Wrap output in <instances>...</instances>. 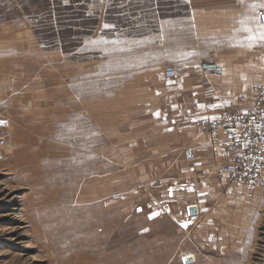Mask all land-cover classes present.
<instances>
[{
    "label": "rangeland",
    "instance_id": "1",
    "mask_svg": "<svg viewBox=\"0 0 264 264\" xmlns=\"http://www.w3.org/2000/svg\"><path fill=\"white\" fill-rule=\"evenodd\" d=\"M186 13V0H0V264H264V189L253 192L259 193L244 248L210 258L197 252L191 232L186 238L167 222L172 234L138 235L143 216L127 208L131 177L121 186L123 200L115 187L105 188L108 155L120 157L124 175L133 166L122 159L130 157L131 145L109 131L118 125L128 130L133 120L142 132L151 124L201 118L192 112L201 103L195 97L172 96L186 88L182 68L164 67L181 69L179 78L166 81L144 82L140 74L139 99L124 81L119 89L127 103L112 98L91 104L93 112L81 106V113L70 107L71 81L61 61L90 63L94 72L82 93L103 98L118 76H127L131 43L147 51L144 43L162 20ZM143 53L140 63L148 59ZM105 81L107 91L101 89ZM138 100L139 113L114 108L125 110ZM205 116L201 121H214V115ZM140 146L141 157L152 153ZM184 251L194 254L187 256L191 263L183 261Z\"/></svg>",
    "mask_w": 264,
    "mask_h": 264
},
{
    "label": "crops",
    "instance_id": "2",
    "mask_svg": "<svg viewBox=\"0 0 264 264\" xmlns=\"http://www.w3.org/2000/svg\"><path fill=\"white\" fill-rule=\"evenodd\" d=\"M186 7L185 16L161 21L157 34L148 36L144 43L147 51L141 49L140 43H131V54L125 52L131 56L127 76L125 79L122 75L118 76L116 80L119 82L116 81L111 94L106 93L103 98L96 99L83 95L82 87L85 89L88 86L86 82L90 81L89 75L94 72L88 62L68 61L63 64L64 61H61V70H67L71 81L70 107H75L73 113H81V106H89L90 112H93L91 104L112 98L122 97L127 103L124 91L119 89L124 81H128L133 90L131 97L139 99L142 78L144 82L150 79L158 81L159 78L166 81L162 74L164 67L182 68L180 81L186 88L172 96L181 100L195 97L201 103L192 112L201 115V118L191 122L180 121L176 125L171 122L158 127L151 124L142 132L138 120H133L128 130L118 125L114 133L109 131L107 134L122 138L131 145V153H127L130 157L122 159L133 162L132 171L124 175L125 171L118 164L120 157L116 155L114 160L112 155H108L102 178L107 191L115 187L119 200H123L120 195H123L124 187L121 186L125 177H131L132 182L128 186L131 202L127 208L133 214L143 216L138 235L150 236L153 231L157 235L172 234V228H165L167 222L169 227L175 225L176 232L185 234L186 238L191 232L200 248L197 252L214 258L218 254L229 255L244 248L248 217L259 192L250 193L240 185L215 176L220 159L211 147L209 132L203 130L198 122L209 118L204 115H214L211 119L216 120L222 112L249 110L252 107V88L264 86V39L260 38L264 35V23L259 19L260 13L264 16V0H186ZM142 53L148 59L140 63L138 57ZM205 61L218 64L223 69V75L204 77L199 64ZM140 74H143L142 78ZM105 86L107 81L101 86L107 91ZM193 88H197L196 91ZM190 91L194 93L188 94ZM209 94L212 95L209 102L200 99V96ZM163 96L172 97L166 92ZM138 104L139 100L135 106L127 105L125 110L119 105L114 108L122 109L123 114H134L139 113ZM183 107L180 114L187 112L188 106ZM140 145H146L149 147L147 151L152 153L141 157ZM173 147H178L175 148L178 150L175 157L172 155ZM184 148L193 150L195 160H184ZM112 161H117L116 167ZM191 206L196 207L195 217H188L187 209ZM188 255L194 257L189 251H184L181 256Z\"/></svg>",
    "mask_w": 264,
    "mask_h": 264
},
{
    "label": "built area",
    "instance_id": "3",
    "mask_svg": "<svg viewBox=\"0 0 264 264\" xmlns=\"http://www.w3.org/2000/svg\"><path fill=\"white\" fill-rule=\"evenodd\" d=\"M259 17L264 23V16ZM199 70L204 76L223 75V69L212 62H201ZM163 75L166 79L179 78L181 69L168 67ZM199 126L209 132L211 147L220 159L215 169L217 178L240 185L250 193L264 189V86L252 88L249 110L226 111L213 122L201 121ZM183 157L191 162L196 156L191 148H185Z\"/></svg>",
    "mask_w": 264,
    "mask_h": 264
},
{
    "label": "water",
    "instance_id": "4",
    "mask_svg": "<svg viewBox=\"0 0 264 264\" xmlns=\"http://www.w3.org/2000/svg\"><path fill=\"white\" fill-rule=\"evenodd\" d=\"M196 212V208L194 207V206H191V207H189V213L190 214H194ZM192 259H191V257H185L184 258V262L185 263H188V262H190Z\"/></svg>",
    "mask_w": 264,
    "mask_h": 264
},
{
    "label": "snow or ice",
    "instance_id": "5",
    "mask_svg": "<svg viewBox=\"0 0 264 264\" xmlns=\"http://www.w3.org/2000/svg\"><path fill=\"white\" fill-rule=\"evenodd\" d=\"M252 39H255V37H251ZM261 39H264V35H262L261 37H260Z\"/></svg>",
    "mask_w": 264,
    "mask_h": 264
},
{
    "label": "bare ground",
    "instance_id": "6",
    "mask_svg": "<svg viewBox=\"0 0 264 264\" xmlns=\"http://www.w3.org/2000/svg\"><path fill=\"white\" fill-rule=\"evenodd\" d=\"M191 263V262H190Z\"/></svg>",
    "mask_w": 264,
    "mask_h": 264
}]
</instances>
